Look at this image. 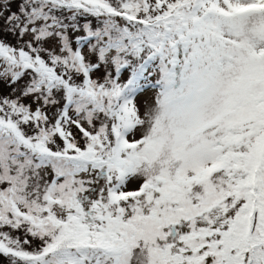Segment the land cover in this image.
Returning <instances> with one entry per match:
<instances>
[{"label":"snow or ice","instance_id":"6c2138e0","mask_svg":"<svg viewBox=\"0 0 264 264\" xmlns=\"http://www.w3.org/2000/svg\"><path fill=\"white\" fill-rule=\"evenodd\" d=\"M0 264H264V0H0Z\"/></svg>","mask_w":264,"mask_h":264},{"label":"rangeland","instance_id":"374dc122","mask_svg":"<svg viewBox=\"0 0 264 264\" xmlns=\"http://www.w3.org/2000/svg\"><path fill=\"white\" fill-rule=\"evenodd\" d=\"M13 9H15V5H13Z\"/></svg>","mask_w":264,"mask_h":264}]
</instances>
